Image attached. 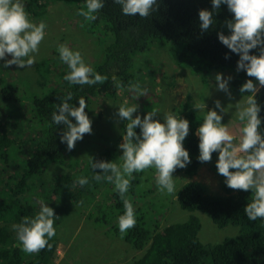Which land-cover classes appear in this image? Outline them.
I'll return each instance as SVG.
<instances>
[{
  "label": "trees",
  "instance_id": "16d2710c",
  "mask_svg": "<svg viewBox=\"0 0 264 264\" xmlns=\"http://www.w3.org/2000/svg\"><path fill=\"white\" fill-rule=\"evenodd\" d=\"M45 3H48V0H45ZM76 3H79L80 9L86 10V0L69 4ZM43 6L40 0H27L26 4V8L33 16H36L35 14L43 9ZM199 9L213 12L214 24L207 31H202L199 26ZM95 15L97 18L94 21L83 20L82 24L84 23V28L98 36L101 35L99 34L101 30L109 32L104 34L106 37L101 61L91 66L107 79L103 83L91 86L73 85L63 79L58 86L31 95L29 123L33 124L36 134L26 145L20 141L15 147L16 135L6 130V122L2 123L0 120V264L51 263L55 252V236L49 240L52 245L51 250L45 248L38 254H26L17 240L13 225L20 223L23 217L34 216L39 211L36 192L34 191L35 195H33L31 191L42 187H40L41 182H36L35 178L39 177L51 162L66 164V156L71 152L67 150L66 143L60 141V133L64 125H56L52 121V115L57 111L56 105L61 103V97H66L69 92L73 94V99L69 102L74 106H78L81 97L86 100L87 105L95 95L114 97L121 89L117 86L118 83L122 84L123 88L132 83L133 75L129 72L132 55L134 51L147 47V39L172 42L167 48L170 57L178 64H184L192 69L193 73L199 75L203 81H206L208 73L214 69L233 71L230 88L245 97L249 93L241 94L239 89L246 80L252 79L259 88L255 98L260 106L258 113L261 119L260 131L264 133V86H259L258 82L248 77L244 70L237 71L239 55L231 52L218 39V32L230 34L225 21L232 18V13L228 11L226 5L221 4L217 11L212 9L211 0H157L156 10L147 19H142L139 14L124 15L121 6L114 0H103V7ZM164 46L165 44L162 45ZM179 48L183 51L181 52ZM185 51L190 52L191 55L187 56L189 59L185 57L184 60ZM251 52L255 55L259 54L258 49H253ZM11 81L9 72L0 73V96L7 103L22 99L16 95L17 88ZM178 109L180 116L189 122V133L182 143L189 153L191 162L186 167H177L175 170L192 177L205 163L198 159L199 137L195 133L200 122L189 102L183 101L179 106L173 107L172 113L174 114ZM19 117L24 119L22 113ZM19 123L22 127L28 124L23 121ZM73 123H75L74 119ZM125 129L126 124H123L122 135L125 134ZM134 131L139 134L140 130L135 128ZM15 149L20 151L16 154ZM111 152V149H106L94 160L111 161ZM217 158L218 153L213 152L212 168L221 178V192L212 194L208 192L203 182L191 179L177 189L176 201L184 210L203 212L217 227L222 228L228 224L239 225V233L205 245L198 239L200 221L195 215H190L181 222L167 224L161 229L148 228L144 218H141L136 222L135 227L129 230L130 235L126 237L135 248H144V250L139 257L128 264H264V220L258 218L251 221L247 218L244 207L251 201L252 194L250 191L227 187L224 177L216 169ZM78 167L53 178L49 188L52 189L54 200L71 203L70 201L79 198L81 192L93 180L92 177L96 173L90 165L88 169L92 174L88 176H83V173L87 172L86 169H78ZM141 174V172L133 173L131 186L126 194L133 205L136 202L134 189L140 183ZM80 177H86L88 184L80 186L77 183ZM112 195L110 204L116 202L115 205L121 210L120 214H123L124 206L119 194L115 191Z\"/></svg>",
  "mask_w": 264,
  "mask_h": 264
},
{
  "label": "rangeland",
  "instance_id": "374dc122",
  "mask_svg": "<svg viewBox=\"0 0 264 264\" xmlns=\"http://www.w3.org/2000/svg\"><path fill=\"white\" fill-rule=\"evenodd\" d=\"M77 1L48 0V3H45V0H40L44 5L43 9L33 16L26 8L27 0H22L29 18L36 23L43 20L47 27L38 53L33 54L35 63L31 67L20 68L11 65L5 68L4 61L0 60V73L9 72L11 82L17 88L16 95L22 98L20 101L7 103L0 96V120L2 123L6 122V130L16 135L15 147L20 141L25 145L28 144L27 142L31 138L34 139L36 134L33 124L29 123L30 96L58 86L69 71L67 65L59 58L57 45L65 44L70 49L79 51L89 66L102 59L106 37L104 34L109 32L101 30L99 33L101 35L98 36L82 27L84 18L77 14L80 10L79 3L69 4ZM160 44L165 46L162 47ZM171 45L172 42L169 41L158 42L147 39L145 49L134 51L132 65L129 68V72L133 75L132 83L121 88L114 97L92 96L85 111L91 120V134H85L82 140L76 142L74 150L66 156V164L51 162L44 168L43 173L35 178L36 182H41L40 187H42L31 191L33 195L36 192L38 207L43 201L53 208L57 216L54 222L55 252L50 264H128L139 257L144 250V248H135L127 240L126 235H130V229L121 238L117 220L121 210L115 205L116 202L110 204L115 190L106 180L99 182L91 180L79 198L70 201L71 203L54 200L52 189L49 188L55 176L65 174L78 166V169L87 170L83 176L92 174L88 169L90 158L94 160L106 149L112 150L111 161L120 163L119 156L122 155V150L118 145L122 143V125L128 122L118 117L117 105L125 102L128 106L136 104L138 108L133 116L139 114L141 118L155 109L158 113L154 118L163 122L165 113H172L173 107L186 101L193 107L201 124L203 113L194 108V105L204 102L205 111L215 109L222 116L221 122L226 124L229 132L239 137L241 125L237 119L235 104L237 102L243 104L246 97L232 91L231 79L228 81L231 97L218 90L215 81L217 73L225 78H232L234 72L229 69H214L208 73L206 81H203L199 75L193 73L192 69L184 64H178L170 57L167 48ZM179 50L183 51L182 48ZM190 55V52L185 51L184 60ZM6 58L11 59V56ZM137 83L144 91V96L136 97L137 93L130 88V85ZM216 100L226 108L225 112L221 113L220 109L215 107ZM21 113L24 119L19 117ZM174 114H179V109ZM20 121L28 124L22 127ZM19 151L15 149L16 154ZM213 163V159L203 163L192 177L175 170L172 176L176 190L186 181L197 179L207 186L208 192L220 193L221 178L212 168ZM141 173L140 183L134 189L136 202L133 207L136 221L144 218L148 228L161 229L167 224L181 222L190 215H195L200 221L198 239L205 245L239 233L240 226L237 224H228L220 228L203 212L180 208L175 192L162 194L158 190L155 169Z\"/></svg>",
  "mask_w": 264,
  "mask_h": 264
},
{
  "label": "clouds",
  "instance_id": "9594fccd",
  "mask_svg": "<svg viewBox=\"0 0 264 264\" xmlns=\"http://www.w3.org/2000/svg\"><path fill=\"white\" fill-rule=\"evenodd\" d=\"M114 2L121 6L124 15L139 14L142 19L150 17L157 7V0ZM211 4L212 9L217 11L224 4L232 13V18L225 21L230 34L218 32L217 35L223 45L239 55L237 71L244 70L259 86H264V0H211ZM102 7L103 0H86V10L81 8L77 14L85 22L94 21L97 18L95 13ZM198 14L201 30H209L214 24L213 12L199 9ZM46 27L43 20L36 23L29 18L22 0H0V60L4 61L3 67H31L35 63L33 54L39 51ZM253 49H258L259 54H252ZM57 51L60 60L69 70L63 78L70 84L91 86L107 79L89 66L79 51H74L65 44L57 45ZM9 55L11 59L6 58ZM230 79L231 77L225 78L220 73L215 75L217 89L229 97ZM117 86L123 88L122 84L118 83ZM130 88L137 93L136 97L144 96L138 83L130 85ZM258 90L252 79L246 80L239 89L241 94L249 95L243 104H235L237 119L241 125L238 138L221 122L222 116L215 109L205 111L204 102L194 105V108L203 113V122L195 133L199 137L198 159L202 163L210 162L212 153H218L216 169L224 177L227 187L250 191L252 194L251 201L244 207V212L251 221L258 218L264 220V133L260 131V106L255 98ZM72 99L71 92L66 97H61V103L56 105L57 111L52 115L54 124L64 125L60 141L66 143L68 151L74 150L76 142L92 131L91 120L85 112L88 107L86 100L81 97L78 106H74L69 102ZM214 103L221 113L226 111L219 100ZM117 106L118 117L128 122L122 143L118 145L122 150L120 163L91 158L89 163L96 173L92 179L98 182L106 180L112 184L123 201L124 212L117 217L119 232L123 238L137 222L133 204L126 196L133 173L155 169L158 190L162 194H172L177 192L172 173L177 167L184 168L191 161L182 143L189 133L187 119L179 114L165 113L161 122L154 118L158 113L155 109L141 118L139 114L133 116L137 112L136 104L128 106L125 102ZM135 128H139V134L134 131ZM88 182L86 177L77 180L80 186ZM56 217L53 208L41 201L39 211L34 216H25L20 223L14 224L13 229L22 251L26 254H38L45 248L51 250L49 240L56 235Z\"/></svg>",
  "mask_w": 264,
  "mask_h": 264
}]
</instances>
